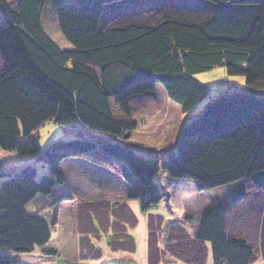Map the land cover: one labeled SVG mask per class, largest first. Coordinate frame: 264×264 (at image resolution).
<instances>
[{
  "label": "trees",
  "instance_id": "1",
  "mask_svg": "<svg viewBox=\"0 0 264 264\" xmlns=\"http://www.w3.org/2000/svg\"><path fill=\"white\" fill-rule=\"evenodd\" d=\"M48 1L70 50L61 49L45 31ZM165 2L0 0V148L48 167L40 178L28 168L0 185V264H16L9 253L37 249L57 256L48 246L61 205L75 201L61 171L72 159L111 169L144 212L166 197L155 181L161 172L192 182L198 192L237 185L229 204L204 211L194 234L150 215L148 264H208L209 257L213 264H254L264 259V0H174L204 15L116 22L126 13L148 12ZM218 68L244 78L248 90L230 87L199 115L186 117L211 94L194 77ZM160 87L186 117L176 146L162 161L131 143L138 115L158 104ZM48 123L73 130L75 138L42 148L38 131ZM246 200L251 203L247 211L260 218L255 225H241ZM42 203L46 206L39 207ZM96 215L101 230L112 228V252H136L127 229L138 220L128 206H108ZM185 220L192 223L193 217ZM85 231L79 260H102L92 233ZM92 232L99 235L96 228Z\"/></svg>",
  "mask_w": 264,
  "mask_h": 264
},
{
  "label": "rangeland",
  "instance_id": "2",
  "mask_svg": "<svg viewBox=\"0 0 264 264\" xmlns=\"http://www.w3.org/2000/svg\"><path fill=\"white\" fill-rule=\"evenodd\" d=\"M7 1L14 4L17 0ZM161 1L166 2L163 4L152 5V9H149L148 12L141 9L137 12L126 13L125 15H122V17L116 19V22L121 23L128 20L141 22L152 21L155 19L159 20L167 15H183L184 13L191 15H204V13H197L196 11L198 10H195L189 4H177L174 3V0ZM168 1H170L169 4H167ZM143 6H145V4ZM146 6L150 7L149 3H146ZM44 11L43 23L48 36L61 49H72L71 44L66 41L60 32L57 16L52 9L51 2H47ZM194 79L200 84L208 87L211 90V94L208 100L186 115V117L190 118L199 115L210 100L226 92L230 87L237 88L241 91L248 90L244 78L230 77L226 71L221 68L206 74L195 76ZM159 90V98L161 102L147 106L144 111L138 115V129L132 136L131 143L140 145L146 152V156L162 161L165 159L166 151H169L173 146H176L181 127L185 122L186 117L181 112V109L178 108L179 106L171 101L170 102L174 106L168 105V103L162 99V94H166L165 90L161 87ZM75 135L76 134L73 130L64 129L53 123H48L38 131V142L42 148H46L50 144L59 140H72L75 138ZM150 149L154 150V152H149ZM0 160V185L5 177L20 174L28 168H35L38 172L39 178L48 173L47 164L30 157H21L14 153L3 151L1 148ZM72 166L75 165L72 164ZM72 166L69 164L66 165L65 170L68 171ZM70 178L72 177L70 176ZM72 181L73 183H71V185L73 189L71 191L75 197V201L59 209L60 223L54 229L53 239L48 246V248H55L60 254L56 257L48 256L44 251L45 249H37L34 253L25 255L9 253L8 256L15 259L16 264H100L102 262H95L92 260L78 263H72L70 261L77 257V243L79 246L77 238L82 230L88 229V232H91L92 230L94 231L95 228L99 230V235L95 232H91L92 235L90 236V239L92 240L94 237L96 244L102 249L103 253L109 252L111 256H109L110 259L107 254H103V261L105 262V260H108L106 261V264H145V258H147V219L149 215L163 216L167 223L183 226L190 234H194L196 228L195 225H197V221L200 219L204 211L216 204H229L231 196L237 188V185H231L212 191L198 192L192 182L174 180L167 172H161L155 180L166 194V197L161 204L144 212L139 201L130 202V207L139 220L138 226L130 231V234L137 242L138 249L136 254L114 255L108 249L107 230L105 226L102 227L103 231L101 230L96 212L98 210L107 209V207L112 204L108 202V200L113 201L116 197L112 196L113 194L111 191L110 193L112 195H110L106 187L102 184V181L92 178L88 173L85 175L81 174L76 181H74V179H72L71 182ZM244 203L247 204L241 207L240 210L243 212L247 211L250 208L249 204H251L249 203V200H246ZM34 204H31L29 207V212L31 213L32 209L35 207ZM40 206L43 207L46 206V204H39V207ZM253 213L252 209L251 211H247V215L242 217L244 220H242L241 225L247 224V226H249L252 223L255 225V222H258V219L260 218H258V214L255 215V213ZM187 215L193 217L192 223L185 220ZM91 220L94 222V229L91 227ZM95 242H93V244H95ZM66 244L67 246H65ZM80 252H82V250L79 251L78 249L79 257ZM120 257L121 259L126 260H121ZM260 260L264 261V259ZM208 264H213L212 257H209ZM256 264L264 263L259 262Z\"/></svg>",
  "mask_w": 264,
  "mask_h": 264
},
{
  "label": "crops",
  "instance_id": "3",
  "mask_svg": "<svg viewBox=\"0 0 264 264\" xmlns=\"http://www.w3.org/2000/svg\"><path fill=\"white\" fill-rule=\"evenodd\" d=\"M162 94V93H161ZM159 96H160V90L158 89V100H159V102H161V100H160V98H159ZM162 99L163 100H165L167 103H168V105H172V106H174L171 102H170V100L168 99V96H166V94L164 93V94H162ZM175 108H177V107H175ZM179 109H180V107H178ZM136 133V132H135ZM134 133V134H135ZM133 134V135H134ZM148 152V151H147ZM149 152H154V150H149ZM146 153V152H145ZM70 165V166H72V164H74L75 166H72V167H70V169L68 170V171H66L65 170V167H66V165ZM61 171H62V173H63V175H64V177H65V179H66V181H67V183H68V185H69V187H70V189L72 190L73 188H72V185H71V183H73V181L71 182V180L72 179H74V181H76L78 178H79V176H81V174H86V173H88L90 176H92V178H94V179H98V180H100V181H102V184L106 187V189H107V191L110 193V191L112 192V194L110 193V195H112V196H114V197H116V199L115 200H113V201H111V200H108V202H110V203H112L111 204V207L112 208H115V206L116 205H121V204H123V205H126V206H128L131 210H132V208L130 207V202L131 201H136V200H131L130 198H129V190H130V188H129V186L119 177V176H117L115 173H113V172H111L109 169H107V168H103V167H100V166H97V165H94V164H92V163H89V162H87V161H85V160H81V159H72V160H68V161H65L63 164H62V168H61ZM72 177V178H70V176ZM79 175V176H78ZM68 204H70V203H65V204H63V205H61V207L60 208H62L63 206H65V205H68ZM108 206V205H107ZM109 207H110V205H109ZM132 212L134 213V211L132 210ZM134 215L136 216V218H137V220H138V217H137V215L134 213ZM97 216V215H96ZM150 216V215H149ZM149 216H148V218H149ZM98 219V218H97ZM113 218L112 219H109V224L111 225V224H113ZM92 220H91V227L94 229V227H93V224H92ZM103 222V221H102ZM59 223H60V220H59ZM105 223V222H104ZM138 224H139V220H138ZM138 224H137V226H138ZM101 225V224H100ZM136 226V227H137ZM135 227V228H136ZM105 228H106V230H107V234H108V236H107V238L109 239V236L112 234V228L111 227H106L105 226ZM135 228H128L127 229V233H128V235H130L131 237H133L131 234H130V231L131 230H134ZM86 231L85 232H88L89 230L88 229H85ZM92 232V231H91ZM106 232V231H105ZM82 233V232H81ZM134 238V237H133ZM108 239H107V245H108V249H109V251H111V249H110V247H109V243H108ZM77 240L79 241L80 240V234H79V236H78V238H77ZM134 240H135V238H134ZM92 242H95V240H94V237H93V240H92ZM135 242H136V240H135ZM65 246H67V244L65 245ZM95 246L97 247V248H99V249H101L97 244H96V242H95ZM136 246H137V242H136ZM78 249H79V251H80V241H79V246H78V243H77V245H76V253H77V257L74 259V260H70L72 263H78V262H81L80 260H79V256H78ZM86 249V248H85ZM137 249H138V247H136V252H137ZM54 250H56L55 248H54ZM101 251H102V249H101ZM147 252V255H148V219H147V250H146ZM56 252H57V256L60 254L57 250H56ZM86 252V251H85ZM136 252L135 253H127V252H118V253H114V252H112L111 251V253H113L114 255H116V254H128V255H134V254H136ZM102 253H103V251H102ZM105 254H107L108 255V258H109V256H110V254H109V252H104ZM103 253V254H104ZM104 256V255H103ZM111 257V256H110ZM110 259V258H109ZM120 259H121V257H120ZM121 260H126V259H121ZM128 260V259H127ZM106 261H108V260H105V262L103 261V259H102V261H99V262H102V263H100V264H106ZM145 264H148V260H147V258H145ZM87 262V261H86ZM96 262V261H95ZM259 262H263L264 263V261H257V262H255L254 264H256V263H259ZM94 264H98V263H94ZM181 264V263H180Z\"/></svg>",
  "mask_w": 264,
  "mask_h": 264
}]
</instances>
